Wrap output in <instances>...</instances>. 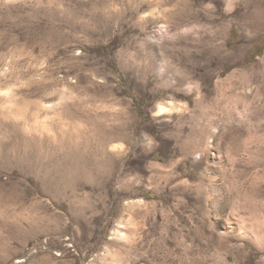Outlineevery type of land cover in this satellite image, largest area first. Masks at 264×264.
Returning a JSON list of instances; mask_svg holds the SVG:
<instances>
[{
    "label": "rangeland",
    "instance_id": "374dc122",
    "mask_svg": "<svg viewBox=\"0 0 264 264\" xmlns=\"http://www.w3.org/2000/svg\"><path fill=\"white\" fill-rule=\"evenodd\" d=\"M0 264H264V0H0Z\"/></svg>",
    "mask_w": 264,
    "mask_h": 264
}]
</instances>
